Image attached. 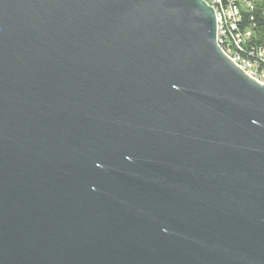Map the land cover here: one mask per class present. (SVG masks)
Instances as JSON below:
<instances>
[{
    "label": "water",
    "instance_id": "1",
    "mask_svg": "<svg viewBox=\"0 0 264 264\" xmlns=\"http://www.w3.org/2000/svg\"><path fill=\"white\" fill-rule=\"evenodd\" d=\"M0 264H264V83L203 0H0Z\"/></svg>",
    "mask_w": 264,
    "mask_h": 264
},
{
    "label": "built area",
    "instance_id": "2",
    "mask_svg": "<svg viewBox=\"0 0 264 264\" xmlns=\"http://www.w3.org/2000/svg\"><path fill=\"white\" fill-rule=\"evenodd\" d=\"M216 15V43L244 73L264 83V47H251V31L241 30V12H259L254 0H203Z\"/></svg>",
    "mask_w": 264,
    "mask_h": 264
},
{
    "label": "trees",
    "instance_id": "3",
    "mask_svg": "<svg viewBox=\"0 0 264 264\" xmlns=\"http://www.w3.org/2000/svg\"><path fill=\"white\" fill-rule=\"evenodd\" d=\"M256 2V10L264 5V0H254ZM239 28L241 30L251 31V47H264V15L259 12H241V23Z\"/></svg>",
    "mask_w": 264,
    "mask_h": 264
}]
</instances>
